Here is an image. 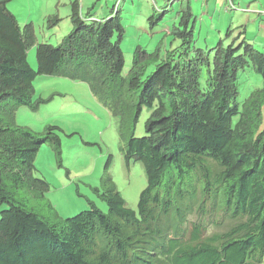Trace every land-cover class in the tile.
<instances>
[{
  "label": "trees",
  "instance_id": "trees-1",
  "mask_svg": "<svg viewBox=\"0 0 264 264\" xmlns=\"http://www.w3.org/2000/svg\"><path fill=\"white\" fill-rule=\"evenodd\" d=\"M9 1L0 0V264H264V51L244 36L246 26L232 37L239 27L226 25L223 38L197 47L190 0H152L149 27L176 11L164 37L179 44L164 56L159 45H137L124 73V0L105 16L93 11L99 0L86 12L71 1L70 31L57 45L37 43L33 23L19 25ZM53 14L50 26L60 21ZM33 47L36 69L27 58ZM246 69L263 86L240 102ZM38 76L85 83L118 119L123 162L142 163L147 179L137 212L116 189L109 155L90 187L107 212L88 200V210L58 216L50 184L34 172L44 144L62 165L61 128L16 123L20 109L36 112L61 96H36Z\"/></svg>",
  "mask_w": 264,
  "mask_h": 264
},
{
  "label": "rangeland",
  "instance_id": "rangeland-1",
  "mask_svg": "<svg viewBox=\"0 0 264 264\" xmlns=\"http://www.w3.org/2000/svg\"><path fill=\"white\" fill-rule=\"evenodd\" d=\"M59 1L57 6L58 0H10L7 8L17 18L19 25L33 23L37 43L49 42L57 45L58 39L70 31L71 23L68 15L73 0ZM95 1L78 0L82 12H86ZM116 1L99 0L94 5L93 11L97 16H105ZM155 1L159 6H164L166 3L164 0ZM205 1L190 0L192 13L198 20L194 31L197 47H203L206 45L205 42L207 45L211 41L216 43L219 37L223 38L226 25L229 23L228 26L232 28L246 26L244 36L252 39L257 50L264 51V21H260L261 17L254 21L251 14V12H262L261 5L258 6V10L253 11L245 8L247 2L243 3L239 0L240 4L234 6L233 10L225 11L224 6H221L223 0H218L217 5L213 4V0H210L208 5L204 4ZM260 1L264 3V0ZM174 4L176 7V3ZM152 5V0L123 2L122 17L126 35L121 47L125 60L124 73L131 64V55L137 45L149 51L159 45L161 56H164L166 51L176 48L179 44L173 37L168 35L164 37L167 27L177 25L176 11L167 13L161 22L150 28L148 17L153 13ZM132 10L133 14L130 13ZM53 13L58 14L60 21L50 26L46 21ZM158 15L156 12L155 18ZM240 30L242 28L239 27L232 31V37L238 35ZM170 38L174 40L171 44H169ZM207 47L209 48V45ZM27 58L32 68L36 69L35 47L28 51ZM262 84L261 77L254 74L251 69L240 72L238 100L243 101L251 91L261 88ZM34 86L36 96L61 94V96L56 95L51 102L41 105L36 112L20 109L16 116L18 125L28 126L34 131H43L49 125L61 128L56 132L61 139L62 165L58 167L50 146L44 144L37 153L34 172L35 177L44 178L50 184L51 188L47 196L51 199L58 216L68 218L88 210V200L102 212H107V204L99 199L90 187L98 185V178L109 155H111L109 173L116 189L125 200L127 207L137 212L140 193L147 186V179L142 163L133 162L126 167L123 162L119 152L118 119L109 116L106 109L92 98L85 83L38 76L34 80ZM147 114L146 111L142 112L134 128L136 137L144 135L143 123Z\"/></svg>",
  "mask_w": 264,
  "mask_h": 264
},
{
  "label": "crops",
  "instance_id": "crops-1",
  "mask_svg": "<svg viewBox=\"0 0 264 264\" xmlns=\"http://www.w3.org/2000/svg\"><path fill=\"white\" fill-rule=\"evenodd\" d=\"M213 4L217 5L218 3V0H213ZM255 1V2H254ZM241 2L245 3L247 2V6L245 8L247 9H252L253 11H256L258 10V6L261 5V11L260 13L258 12H251L252 14V19H258L259 17H261L262 19H260V21H264V3L261 2L260 0H241ZM203 3V2H202ZM210 3V0H206L204 2V4L208 5ZM240 4V1L239 0H223L222 2V5L221 6H224V10L225 11H230V10H233L234 9V6H237ZM231 6V8H230ZM221 8V7H220ZM230 8V9H229ZM221 11V10H220ZM218 14V13H217ZM220 14V13H219ZM218 14V15H219ZM256 15V16H255ZM232 18H233V15H232ZM229 23H227L228 25Z\"/></svg>",
  "mask_w": 264,
  "mask_h": 264
},
{
  "label": "clouds",
  "instance_id": "clouds-1",
  "mask_svg": "<svg viewBox=\"0 0 264 264\" xmlns=\"http://www.w3.org/2000/svg\"><path fill=\"white\" fill-rule=\"evenodd\" d=\"M230 8H231V6H230ZM230 8H229V9H230Z\"/></svg>",
  "mask_w": 264,
  "mask_h": 264
}]
</instances>
